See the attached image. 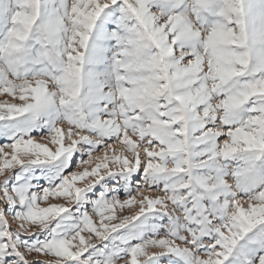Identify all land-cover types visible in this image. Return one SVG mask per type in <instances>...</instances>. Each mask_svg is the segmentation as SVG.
I'll return each mask as SVG.
<instances>
[{"label": "snow or ice", "instance_id": "snow-or-ice-1", "mask_svg": "<svg viewBox=\"0 0 264 264\" xmlns=\"http://www.w3.org/2000/svg\"><path fill=\"white\" fill-rule=\"evenodd\" d=\"M0 97V264H264V0H0Z\"/></svg>", "mask_w": 264, "mask_h": 264}, {"label": "rangeland", "instance_id": "rangeland-1", "mask_svg": "<svg viewBox=\"0 0 264 264\" xmlns=\"http://www.w3.org/2000/svg\"><path fill=\"white\" fill-rule=\"evenodd\" d=\"M0 99H3V97H0ZM34 135H37V138H39V134H34Z\"/></svg>", "mask_w": 264, "mask_h": 264}]
</instances>
